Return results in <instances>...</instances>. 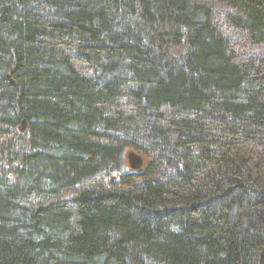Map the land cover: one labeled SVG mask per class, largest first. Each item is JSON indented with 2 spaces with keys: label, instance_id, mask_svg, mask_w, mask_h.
<instances>
[{
  "label": "trees",
  "instance_id": "16d2710c",
  "mask_svg": "<svg viewBox=\"0 0 264 264\" xmlns=\"http://www.w3.org/2000/svg\"><path fill=\"white\" fill-rule=\"evenodd\" d=\"M0 264H264V0H0Z\"/></svg>",
  "mask_w": 264,
  "mask_h": 264
},
{
  "label": "rangeland",
  "instance_id": "374dc122",
  "mask_svg": "<svg viewBox=\"0 0 264 264\" xmlns=\"http://www.w3.org/2000/svg\"><path fill=\"white\" fill-rule=\"evenodd\" d=\"M130 152H132L130 149L126 150V152H125L126 157H129ZM141 160L143 161L142 165L145 166V164L147 163V160L145 158H142ZM126 162H127V159H126Z\"/></svg>",
  "mask_w": 264,
  "mask_h": 264
},
{
  "label": "water",
  "instance_id": "95a60500",
  "mask_svg": "<svg viewBox=\"0 0 264 264\" xmlns=\"http://www.w3.org/2000/svg\"><path fill=\"white\" fill-rule=\"evenodd\" d=\"M140 165H141V163H140L139 160H138V164H137V165H136V164H135V165H131V167H132V168H137V167H139Z\"/></svg>",
  "mask_w": 264,
  "mask_h": 264
}]
</instances>
